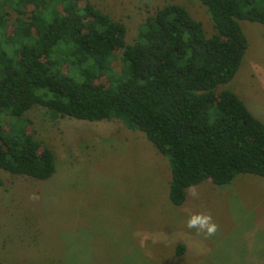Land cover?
<instances>
[{
  "label": "trees",
  "instance_id": "trees-1",
  "mask_svg": "<svg viewBox=\"0 0 264 264\" xmlns=\"http://www.w3.org/2000/svg\"><path fill=\"white\" fill-rule=\"evenodd\" d=\"M200 1L213 35L167 3L126 43L125 25L89 1L0 0V169L36 179L55 172L53 151L23 117L40 105L50 119L120 120L142 132L168 158L174 205L204 180L264 177V124L236 93L216 90L247 48L239 22L264 24V0Z\"/></svg>",
  "mask_w": 264,
  "mask_h": 264
},
{
  "label": "rangeland",
  "instance_id": "rangeland-1",
  "mask_svg": "<svg viewBox=\"0 0 264 264\" xmlns=\"http://www.w3.org/2000/svg\"><path fill=\"white\" fill-rule=\"evenodd\" d=\"M126 27L132 43L144 19L167 3L183 5L216 32L200 0H78ZM247 48L233 78L216 87L238 95L264 124V24L241 20ZM114 64L120 66L121 49ZM28 131L54 153L47 179L0 169L2 264H264V177L239 173L229 183L204 180L174 205L168 158L120 120L50 119L33 105ZM39 199H32L33 195ZM219 225L205 238L188 229L190 213ZM183 246L178 252V245Z\"/></svg>",
  "mask_w": 264,
  "mask_h": 264
},
{
  "label": "clouds",
  "instance_id": "clouds-1",
  "mask_svg": "<svg viewBox=\"0 0 264 264\" xmlns=\"http://www.w3.org/2000/svg\"><path fill=\"white\" fill-rule=\"evenodd\" d=\"M188 191L193 198L198 197L195 186H190ZM31 198L39 199L35 194ZM186 227L195 229L197 234H202L205 238L214 236L219 229V225L213 220L212 215L205 212L190 213L186 221Z\"/></svg>",
  "mask_w": 264,
  "mask_h": 264
}]
</instances>
